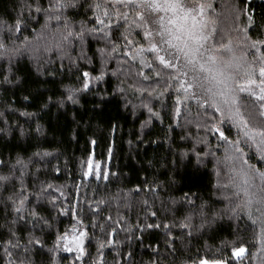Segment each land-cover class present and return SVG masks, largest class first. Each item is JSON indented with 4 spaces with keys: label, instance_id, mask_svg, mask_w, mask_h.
Returning <instances> with one entry per match:
<instances>
[{
    "label": "snow or ice",
    "instance_id": "obj_1",
    "mask_svg": "<svg viewBox=\"0 0 264 264\" xmlns=\"http://www.w3.org/2000/svg\"><path fill=\"white\" fill-rule=\"evenodd\" d=\"M211 8L208 0H17L15 15L10 20L0 17V60L8 65L7 74L0 72V76L4 83H19L20 77L13 79L12 65L17 57L32 50L25 33H33L38 40L50 31L59 37L60 58L67 57L80 73L77 76L80 86L66 88L58 101L61 107L65 102L79 103L80 94L90 91L94 81H103L106 76L117 78L115 91L119 93L126 92L121 87L126 79L134 80L129 87L140 99V107L149 114L145 124L153 118L162 122V113L155 110V101L182 128L180 140L192 142L189 150L179 152L181 160L190 155L196 158L197 164L209 156L216 160L217 182L213 187L224 202L222 208L210 211L208 201L201 200L196 205L193 199L196 194L185 192L173 204L188 205L190 210L186 215L167 222L145 220L137 227L142 232L166 230L169 239L165 243L175 251V241H190L220 220L246 218L245 230L251 229L253 246L258 247L252 252L242 242L233 244L231 259L242 260L248 256L251 260L260 253L264 264V168L251 163L253 156L246 150H254L255 158L264 162V38L253 39L246 26L241 29L243 41L234 44L229 38L224 42L222 35L217 39L220 30L209 13ZM76 9H84L83 19L79 21L68 14ZM248 20L249 24L254 23L251 16ZM34 25H39V31ZM91 43L97 45L95 50L90 49ZM76 46L79 51L73 58ZM97 61L99 70L94 75L87 66ZM121 76L126 79H120ZM23 99L28 101L29 96ZM193 101L195 112L191 107ZM21 115L31 114L22 112ZM181 117L183 124L179 122ZM0 119L7 124L5 113L0 112ZM232 129L236 130L235 136ZM221 148L224 154L217 157L216 152ZM51 155L48 151H37L28 157L17 154L7 160L0 158V206L4 216L11 217L0 225V229L6 230L0 232L3 264H36V257L46 245L37 233L51 234L54 228L52 219L43 214L49 206L59 209L58 217H70L66 226L56 229L53 247L47 248L51 254L49 264H59L56 254L60 251L74 254L70 264H85V257L89 258L87 264H105L103 250L120 243L113 239L117 229L93 221L91 228H99L106 234L104 239L94 237L85 224L82 209L60 206L62 201L53 193L59 192L64 197V192L46 180H39L38 175L41 162ZM85 163L84 177L108 179L109 173L102 172L99 165L93 170L91 157L81 166ZM172 163L176 165L178 161L173 159ZM54 171L59 173V167ZM144 203L147 205V201ZM150 216L156 217L157 212L152 211ZM20 225L26 229V240L20 235ZM94 238L95 256L89 251ZM192 264H230V260L200 258Z\"/></svg>",
    "mask_w": 264,
    "mask_h": 264
},
{
    "label": "trees",
    "instance_id": "obj_2",
    "mask_svg": "<svg viewBox=\"0 0 264 264\" xmlns=\"http://www.w3.org/2000/svg\"><path fill=\"white\" fill-rule=\"evenodd\" d=\"M208 2L212 4L209 13L220 30L217 39L222 35L224 42L229 38L234 44L243 41L241 29L246 26L248 35L253 39L264 38V0ZM16 5L17 0H0V17L10 20L15 15ZM77 12L80 14L77 15ZM83 13L84 9H76L68 14L79 21L83 19ZM249 16L254 23L249 24ZM34 27L39 31V25ZM25 35L29 36L32 50L17 57L12 65L13 79L20 77V82L4 83L0 76V112L5 113L7 119V124L0 119V128L5 129L0 132V158L7 160L17 154L28 157L37 151L52 153L41 162L38 175L39 180H46L64 192V197H60L59 192L53 193L62 201L60 206L75 207L77 211L82 209L85 224L94 237L104 239L106 234L99 228H91L93 221L117 229L113 239L120 243L103 250L105 264H192V261L200 258H229L230 264H262L260 253L251 260L248 256L242 260L231 259L233 244L242 242L252 252H256L258 247L253 246L251 229L245 230L248 224L246 218L220 220L190 241H175V251L165 243L169 239L166 230L142 232L137 225L145 220L149 223L167 222L186 215L190 210L188 205L173 204V200L179 201L185 192L196 194L193 197L196 205L205 200L210 204V211L222 208L224 202L213 187L217 182L216 160L209 156L202 164H197L192 155L181 160L179 152L189 150L192 142L180 140L182 128L177 127L176 121L155 101L153 104L155 110L161 111L162 122L153 118L145 124L149 114L140 107V99L133 95L129 87L135 81L124 76L120 79H126L121 85L126 89L125 93L115 91L118 80L109 75L103 81H94L90 91L81 93L79 103L65 102L61 107L58 101L65 95L66 88L80 86L77 80L80 73L67 57L60 58L58 35L46 31L38 40L31 32ZM89 47L95 50L97 45L91 43ZM78 51L76 46L72 52L73 58ZM7 67L6 61L0 60V72L7 74ZM84 67L82 65V70ZM87 69L95 75L99 62L87 66ZM24 96H29V100L25 101ZM45 104L47 107H44ZM191 107L195 112L194 101ZM22 112L31 115L24 116ZM179 122L184 123L183 117ZM169 124L172 125L171 130ZM232 135H236L235 129H232ZM246 150L253 156L251 163L264 168V162L255 158L254 150ZM223 154V148L216 152L217 157ZM89 157L93 170L99 165L102 172L109 173L107 180L82 175L87 170L86 163L84 167L81 166L82 162H87ZM173 159L178 161L176 165H173ZM56 167H59V173L54 171ZM144 201H147V205ZM58 211V208L51 209L49 206V210L43 212L52 219L54 228L51 234L37 233L42 235L46 245L43 253L36 257V264H49L51 254L47 253V248L54 245L56 229L66 226L70 219L68 216L58 217ZM152 211L157 212L156 217L150 216ZM109 216L111 220L107 219ZM7 219L11 217L6 218L0 206V225L5 224ZM195 222H199L198 218ZM18 227L21 229L20 235L26 240V229L23 225ZM5 231L0 229V232ZM174 232L179 233V230ZM141 236L143 238L138 239ZM96 247L94 238L89 246L93 256L97 255ZM73 255L60 251L56 259L59 264H70ZM2 257L0 252V264H3ZM88 259L85 257V264Z\"/></svg>",
    "mask_w": 264,
    "mask_h": 264
}]
</instances>
